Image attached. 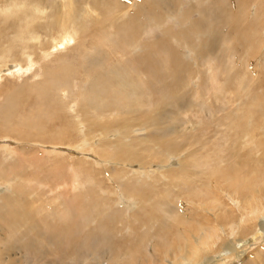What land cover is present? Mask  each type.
Listing matches in <instances>:
<instances>
[{
    "label": "rangeland",
    "instance_id": "374dc122",
    "mask_svg": "<svg viewBox=\"0 0 264 264\" xmlns=\"http://www.w3.org/2000/svg\"><path fill=\"white\" fill-rule=\"evenodd\" d=\"M121 1L122 4L117 6L111 4L115 11L111 7L107 10V0L104 5L99 3L93 13L98 14L96 18L99 20L105 18L102 34L119 38L123 49L114 47L109 41H99L95 33L86 37V32H82L66 47H56L53 42L45 47H51L54 52L45 62L40 54H32L34 63L26 68L25 62L18 59L22 50L16 48L11 53V57L16 58L10 57L0 66V106L8 103L9 99L14 103L10 118L5 115L8 108L0 107V193L6 194L17 206L15 216L0 212L1 222L5 217V222H0V264H57L62 258V248H67V245L63 247L67 241L66 252L72 248L80 252L102 251V257L88 264H166L165 259H160L164 246L172 245L174 250H181L179 252L186 249L182 236L176 235V224L173 221L164 223L161 219L162 207L169 202L173 205L178 203V208L174 209L181 208L179 202L174 201L192 189L188 177L195 176V172L202 177L201 181L196 180L199 192L195 200L202 199L206 203L216 195L209 194L207 180L219 169L226 174L220 179L221 184L228 182V174L235 172L234 169H238L235 176L239 180L246 178L251 184L257 181L264 183V0ZM124 12L126 14L122 15ZM108 18H116L120 22L119 34L115 33L116 28L112 25L109 27ZM9 25L10 21L0 25V29L7 30ZM91 26L97 28L95 24ZM57 30L62 28L55 26L50 37L44 35L43 28L35 26V33L40 37L27 45L37 47L35 51L39 53V44L43 48L44 37L47 42L50 38L61 39L62 32L59 37ZM82 35L86 40L80 38ZM93 59L100 61L102 68L99 69L106 73L113 70L120 73L119 67L128 66L130 79L136 77L142 85L143 109L133 115L132 120H127L132 129L129 136L150 139L146 150L139 149L137 145L131 148L137 150L138 157L146 155L139 157L144 161L142 164L133 160L121 165L115 159L106 158L115 154V147L98 133L102 130L99 125L106 121L110 128H119L121 124L112 122L117 117L115 113L107 117L109 121L105 119L98 125L87 119L88 112L86 118H82L84 123H76L77 128L71 126L76 120L73 110L78 111V115L83 113L77 106L83 101L78 95L79 88L83 86V91H89ZM9 64L13 70H18L21 64L24 69L8 74ZM48 66L50 69L61 68L58 72L65 77L69 75L62 86L56 89L55 86H43L46 77L43 70ZM114 83L123 88L133 86L131 80L125 81L118 75ZM138 123H144L143 128L147 126V129L141 131ZM91 124L96 133L85 135L89 131L85 125ZM117 134V130L108 132V139H117ZM242 136L261 142L262 151L256 153L249 146H240L238 138ZM5 147L15 151H8ZM118 157L123 158V155ZM162 158L164 161H160ZM206 161L210 162L211 170L202 165ZM179 162L183 164L182 169L178 167ZM159 164L162 165L158 168L160 171L170 168L165 176L167 179L152 175ZM142 166L149 173L138 178L133 172L141 170ZM124 180L127 188L141 186L140 190L130 189V197H125L132 211L140 201L136 220L129 219L120 233L118 224H115L118 218L121 219L117 213L105 218L101 228L89 226V229L82 230V217L86 213L94 215V210H89V205L83 201V191L88 190L91 195L86 191L87 196L100 198L104 208L105 202L111 203L110 196L116 192L115 186L123 184ZM14 182L17 190H4L7 183L12 185ZM182 183L187 188L182 187ZM83 185L87 188L80 189ZM254 189L264 190L256 185ZM14 193H19L20 201L14 200ZM259 195L257 198H261ZM221 200L227 203L223 209L231 212L226 208L232 203L230 195L221 194ZM93 205L94 200L92 208ZM207 205L211 210V204ZM187 206V213L194 221L187 226V217L181 215L185 220L184 225L180 223L183 235H196L199 229L210 235L208 243L198 242L197 245L205 251L192 257L190 264H203V261L211 264H264V233L255 241L241 245V240L252 233L256 218H248L245 228L241 227L240 233L234 236V239H239L234 241L233 247L243 251L231 252L224 258V242L216 239L217 232L222 235L218 231L221 219H216L208 211L205 214L201 206ZM53 209L64 212L66 219L51 220ZM241 215L236 211L233 216L237 223L241 221ZM96 217V223L100 222L101 214ZM9 221L16 224L9 228ZM61 222L65 223L63 228ZM111 225L117 229H112ZM158 237L164 240L160 241ZM172 252L170 250L168 255L171 257H167L171 262L174 260ZM181 255L184 253L177 254ZM207 257L209 259L205 260Z\"/></svg>",
    "mask_w": 264,
    "mask_h": 264
},
{
    "label": "bare ground",
    "instance_id": "6f19581e",
    "mask_svg": "<svg viewBox=\"0 0 264 264\" xmlns=\"http://www.w3.org/2000/svg\"><path fill=\"white\" fill-rule=\"evenodd\" d=\"M107 1L110 4V5L109 4L107 5V7H106L107 10L110 9V7L112 6L111 4H114V5L122 4L121 0H116V1L107 0ZM105 2H106V0L103 2H100L98 0H2V1H0V16L2 17V20H3V23L0 25H4L8 21H10V25L8 26L7 30L6 29H0V66L5 64L6 61H9L6 59H9L11 57V53H12L13 49H16V48H18L19 50L20 49L22 50L20 52V55L22 57L20 56V57H18V59L21 60V61H19L21 63L25 62L24 65H26V68L27 67L30 68L34 63L33 59L30 56L32 54H40L39 56H41L43 58V62H45L49 58V55H52L54 53L53 51H51V49H50L51 47L49 49H45V47H48L50 45V43H52V42H53L52 44L57 45L56 47H60V48L64 47V46L66 47L67 43H70L71 41L78 39L79 35L82 32H84V33L86 32L85 36L87 34L93 35V33H95V34H97V38L99 39V41L100 40H106V41L111 42L114 47L119 46L120 49H123L122 44L119 43V38H113L112 35H105L104 33L102 34V32L105 29V27H104L105 18L99 20L96 18L98 14L93 13V10L96 11V9H98L97 4L101 3L104 5ZM112 7H114V6H112ZM112 10L115 11L113 8H112ZM125 14H126V12L122 13V15H125ZM116 18H108L110 21L109 27L112 25V28H116L115 33L119 34L120 22ZM39 20H41L43 22L40 23ZM93 24L97 25L96 29L92 28L91 25H93ZM35 26L43 28L44 35H48V36L50 35V37H51L52 32L55 31V26H59L62 28V30H57V32L59 34V37H60L61 32H62V37L59 40L50 38V42H47V38L45 39V37H44L43 38V48H41L42 44H39L40 45L39 53H36L35 50L37 49V47H35L33 45L32 46L27 45V43L29 41H31V40L33 41L35 38L40 37V36H37V34L35 33ZM69 34L71 36H68ZM82 37L84 38V35H82L80 38H82ZM84 39L86 40V38H84ZM101 42H105V41H101ZM56 47H54V48H56ZM82 47H84V46H82ZM26 49H29V50L27 51ZM11 58H16V56H12ZM87 60H89V59H87ZM96 60L93 59L94 64H90V67L92 68L91 72L93 74L90 77V79H92V80H90L89 91L88 92L86 90L83 91L82 90L83 86H80V88H79V94L78 95H79V98L82 99L83 101L78 103L77 106H80L83 113L81 115H78V111L73 110L74 111L73 116H76L75 117L76 120L73 121L75 123H73V122L71 123V126L77 128L78 126H76L77 125L76 123H78V124L84 123L82 121L83 120L82 118H86V115L88 112L89 113H88L87 119H89L91 121V123L94 122V124H98V125L100 122H104L105 119L108 120L109 118H107V117H109L110 115L115 113L117 115V117L115 119H113L112 122H114L113 124H115L116 122H117V124H121L120 126L118 125L119 128H117V126L110 128L108 125L109 122H106V121H105V123H102V125H99V126H101L102 130L99 131L100 130L99 129L98 133L104 139H106V141H108L109 143H112L113 146L115 147V154L112 156H106V158L107 159L110 158V160L115 159L121 165H123V163L126 161H131V163H132L133 160H137L138 163L142 164L144 161H142L140 158H143L146 155L142 156V154H140L139 157L140 156H142V157L139 158L138 157L139 153L136 152L137 150L131 149V148L134 146L136 148V145H137L139 147V149L142 147L141 148L142 150H146L147 145L150 144L149 143L150 139H148V138L133 139V136L132 137H131V135L129 136V134L132 133V129L130 128V125L128 124V121L132 120V116L135 115L136 113H141L140 111L143 109L144 102L141 98V92H140V88H142V85L140 84V81L138 80V78L134 77V78L130 79L128 66H126V68H125V66L119 67L118 71H120V73H117L116 70L110 71L111 73H106V72H103L102 70L99 69L101 67L100 61H98V60L96 61ZM89 63H90V61H89ZM12 67L13 66L11 64L8 65V67H7L8 69L6 70L8 72V74H14V72L16 74V73H18L24 69L22 64L20 65L18 70L17 69L13 70ZM59 69H61V68H59ZM58 70L56 69V67L53 69H50V66H48L46 70H43L44 73H46V77L43 80V86H49V87L55 86L54 88L56 89L57 87L62 86L63 82L67 81L66 78L69 75L65 77L64 74L63 73L60 74L58 72ZM135 70L137 72H139V69L137 67H135ZM116 75L120 76L125 81L131 80L133 83V86L125 87V88L118 86V83L117 84L114 83V80L116 79ZM0 79H1V77H0ZM147 91H149V90L147 89ZM72 99L75 100L76 97H72ZM9 100L10 101L8 103H5V104L1 105L0 107L8 108L7 111L5 112V115H7L10 118L13 116L11 111L13 109L14 103L11 99H9ZM150 113H153V112L150 111ZM134 124H135V122H134ZM138 124L140 125L139 129H141V131H145L147 129V126H145L143 128L144 123L143 124L138 123ZM92 125L93 124L85 125L89 130L85 135L91 134L94 131ZM116 130L118 133L117 139L109 140L108 139L109 136L107 135V133L110 131L116 132ZM152 132H154V131H152ZM84 133H85V131H84ZM92 138H94V137H92ZM164 139H166V137ZM104 143L106 144L105 141H104ZM238 144L240 146L244 145L245 147L249 146L250 148H252V151L254 149V151L256 153H260L263 149V144L261 142H257L254 139H252L250 137H246V136L239 137L238 138ZM151 148H152V146H151ZM6 149H8V148H6ZM8 151L13 152L15 150L8 149ZM164 153L166 154V152H164ZM120 154L123 155V158L118 157V156H120ZM234 154H236V153H234ZM172 155H173V153H172ZM102 156H103V154H102ZM173 156H172V158H173ZM151 157H150V160H152ZM157 158H158V156H157ZM174 158H175V156H174ZM169 160H168V162H169ZM192 160H194V159H192ZM160 161H164V159L162 158ZM178 161H180V160H178ZM198 161L200 162V160H198ZM236 161H239V160L236 159ZM239 162H241V161H239ZM145 163L148 164L149 161H146ZM196 163H197V161H196ZM196 163H194V164H196ZM129 164H130V162H129ZM134 164H136V163H134ZM172 164H175V163L172 162ZM234 164H236V162H234ZM202 165L207 166V169H208V167L210 166V162L206 161ZM131 166H132V164H131ZM138 166H139V164H138ZM182 166H183V164L180 163L178 166L179 169H182ZM194 166H193V168H195ZM161 167H162V165H160V166L157 165L155 170L153 172L150 170V172H152V175L158 174V176H161L163 179H167L165 176L168 175L170 168L166 167L167 169H162L160 171L158 168H161ZM209 169H210V167H209ZM236 170H238V169H236ZM236 170L234 169L233 171H235V172L228 174L229 180L225 184H221V182H220V179L226 175L225 173H222L223 171L221 172L220 169H219V171L218 170L216 171L217 172L216 175L214 174V176H211L209 178V180H207L209 183L208 184L209 194L216 193V195L213 197V199L209 203H206L202 199L195 200L197 198V194L199 192V189L196 187L198 184V183H196V180L199 179V181H201L200 178H202V177H200V175L197 172L194 173L195 176H190L187 179L188 182L190 183L192 189L191 188L188 189V191L185 192V194L183 196L179 197L177 200L174 201V203L179 202L180 207H181L180 209H174V208H178L177 207L178 203L174 204V205H173V203H169V202L164 203V205L162 207V211H163L162 215L163 216H161V219H164V223L165 222L167 223L169 221H173L176 224V226H177V230H176L177 234L176 235L182 236V238L184 239V245H185V249H186L185 252H179L181 250H178V249L174 250L172 245H171V247H170V245L164 246V251H163L164 253L160 257V259H165L166 264H173L174 262L183 264L185 261H187V263H185V264H190L191 263L190 259L192 257H195L196 255L199 256L198 253L205 251V249H203L202 247H199L197 245L198 242L200 241L201 244H206L210 241V235L208 233L203 234L200 229L196 235L189 234L188 236L183 235L182 231H180V228H182L181 227L182 225L180 226V223H182V224L185 223V220L181 217L182 214L185 216V218L187 217L186 220L189 221L187 226L190 225L192 223V221H194V219L190 218L188 213H187V212H189L187 204H190L194 207L201 206L202 211L205 214L208 211L209 213L213 214L216 219H221L220 224H219L220 227H219L218 231H220V233L222 235L220 236L217 232L216 233V239H219L220 241L224 242V244H223V250H224L223 256H224V258L226 255L229 256V254L231 252L243 251L241 249L235 250V248L233 247L234 241L239 239V238L234 239V236L240 233V231L242 230L241 227L245 228L246 221L248 218L251 220L256 218V221L252 225V231H251L252 233L250 234V236L243 235L245 237L241 240V245H243V244L247 245L248 242L255 241V239H257L260 235H262L264 233V196H263L264 190L257 191L254 189V185H256L258 187L260 186L261 188H264V183H262L261 181H257L255 184H251L249 181L245 180L246 178H242L239 180L235 176L237 174ZM115 171L116 170H114L113 172H115ZM193 171H196V170H193ZM127 172L125 171V173H127ZM133 173L136 175V177L141 178V177H143V175H146V173H149V170L147 168L143 167L141 170L134 171ZM205 173H204V175H205ZM208 176H209V174H208ZM1 177L5 178V176H1ZM107 178H108V176H107ZM148 178H149V176H148ZM217 178H218V181H217ZM125 181L126 180L123 181L124 182L123 184H118V186H115L116 192L111 193V196H110L111 197V203L105 202L104 205H106L108 210H106L107 209L106 207L103 208V205L101 204L102 201H100V198L87 196L86 193L88 192V190H86L87 192L85 190H84L85 192L83 191V193H84L83 201L86 203V206L89 205V210L90 209L94 210L93 211L94 215L86 213L82 217L81 222L82 221L84 222L83 224L81 223V229L82 230L89 229V226L91 228H101L104 225V223H102V222H104L106 219H109V218L115 216L117 213H118L119 217L121 216V219L118 218V220L115 224H118V226L120 228L119 229L120 233H121V229H123L124 226H126L129 219L135 218V220H136L137 215H139V212H136V210H139V208H140V201L139 200L137 201V205L134 209L132 208L133 209V211H132L131 209L128 208V200H126L125 197H130V196H128L130 191H131L130 189L133 188V189L140 190L141 186H140V184H138V185L131 186L132 188H127L126 187L127 182H125ZM140 182H137V183H140ZM15 183L16 182H14L12 185L7 183L4 190H8V189L17 190V188H14V186H16ZM19 183H21V182H19ZM19 183H17V184H19ZM132 183H133V181H132ZM199 183L201 184V182H199ZM182 184H183L182 187L187 188V186H185L184 183H182ZM202 185H203V183H202ZM128 187H129V185H128ZM85 188H87V187L85 185H83L80 189H85ZM94 191H95V189H94ZM133 191L134 190H132V192ZM141 191L144 192L143 190H141ZM181 191H182V193L184 192V190H182V189H181ZM122 192H123V194H120ZM94 193L96 194V192H94ZM259 193L261 194V198H257L258 196H260ZM88 194H89V192H88ZM148 194H149V192H148ZM221 194L230 195V200L232 203H230V205H228V207H226V208L231 210V212L225 211L223 209V206L227 203L225 201L221 200ZM89 195H91V194H89ZM14 197H15L14 200L20 201L19 193H14ZM103 198H105V197H103ZM121 199H122V201L119 202V200H121ZM144 199L145 198H143V200ZM4 200H5V202H4ZM92 200H94V205H93L94 208H92ZM182 200H184V202H182ZM12 201L13 200L8 199L6 194H3V192H1L0 193V212H4L6 215L12 214L13 216H15L17 214V206ZM97 201H100V203ZM188 202H190V203H188ZM111 204H114V206L112 207ZM207 204H211V210H208L209 208H208ZM99 205L101 207L99 209H97V207ZM21 207L24 208L23 204H21ZM110 207H112V208H110ZM5 208H7V209H5ZM56 209H53L55 211L54 212L52 211L53 213L50 215L51 220H52V218L54 220V219H58L59 217H60V219H63V220L66 219V214L64 212L61 213L60 209L59 210H56ZM236 211H240L241 214L243 215V216L241 215V217H240L241 221L238 220V223L236 222V220L233 217L235 215ZM136 213H138V214L136 215ZM99 214H101L100 222L96 223V221H98L97 220L98 217H96V216H98ZM143 215H145V212ZM4 218H3L2 222H5ZM142 218H144V217H142ZM180 218H182L181 222H180ZM152 220H153V216H152ZM52 223H54V222H52ZM14 224H16V223L9 221L8 227L12 228L14 226ZM61 224H62V228H63L65 223L61 222ZM147 224H148V222H147ZM171 225H173V224H171ZM152 226H153V224H152ZM113 227L114 226L111 225L112 229H114V230L117 229V228H113ZM183 228H184V226H183ZM106 232H108V231L106 230ZM159 237H161V236H159ZM159 237H158V239H159ZM180 238L181 237H179L178 239H180ZM223 238H224V240H223ZM46 240H48V239H46ZM159 240L162 241V240H164V238L162 240L160 238ZM158 241H157L156 245H158ZM39 244H43V243L40 242ZM178 244H180V243H178ZM64 245H67V248H68V241L66 244L65 243L63 244V247H64ZM56 247H59V246H56ZM161 247H163V246H161ZM67 248L66 249L62 248V251H61V253H62L61 257L62 258L60 260H58L59 262L57 264H88L90 261H93V260L97 261L98 260L97 257H102V254H103L102 251L94 252V250H93L92 252H84L82 250L80 252L79 250H75L74 248H72V251L70 250L69 252H66ZM60 249L61 248H59V252H60ZM179 249H181V246H179ZM57 250H58V248H57ZM170 250H173L172 256H174V260H172V262L168 260V258L171 257L170 255H168ZM127 252H128V250H127ZM178 252L184 253V255L177 256V254H179ZM114 254H115V252H114ZM124 254H126V251ZM168 256H170V257H168ZM114 259H116V258H114ZM208 259H209V257H207V259L205 258V260H208ZM100 264H102V263H100ZM203 264H211V262L208 263L207 261H205V262L203 261Z\"/></svg>",
    "mask_w": 264,
    "mask_h": 264
}]
</instances>
